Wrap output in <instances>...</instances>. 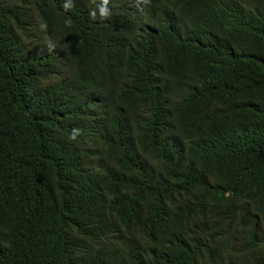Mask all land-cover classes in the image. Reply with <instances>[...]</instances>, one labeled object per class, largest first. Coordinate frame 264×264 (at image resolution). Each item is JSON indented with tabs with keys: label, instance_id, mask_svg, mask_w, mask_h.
Returning <instances> with one entry per match:
<instances>
[{
	"label": "trees",
	"instance_id": "trees-1",
	"mask_svg": "<svg viewBox=\"0 0 264 264\" xmlns=\"http://www.w3.org/2000/svg\"><path fill=\"white\" fill-rule=\"evenodd\" d=\"M0 264H264V0H0Z\"/></svg>",
	"mask_w": 264,
	"mask_h": 264
},
{
	"label": "clouds",
	"instance_id": "clouds-1",
	"mask_svg": "<svg viewBox=\"0 0 264 264\" xmlns=\"http://www.w3.org/2000/svg\"><path fill=\"white\" fill-rule=\"evenodd\" d=\"M107 2H108V0H104V4H105V5H107ZM64 7L67 9V8L70 7V5L66 3V4L64 5ZM100 12H101V16H102V17H107V16L109 15V11H108V9H107L106 7H102V8L100 9ZM90 15H91V17H92L93 19H95V13H94V12L90 13ZM79 131H80L79 129H73V135L71 136V139L75 140V139H76V134H78Z\"/></svg>",
	"mask_w": 264,
	"mask_h": 264
}]
</instances>
